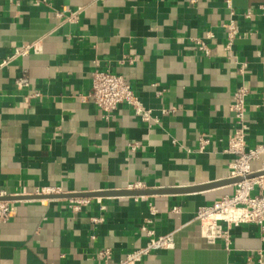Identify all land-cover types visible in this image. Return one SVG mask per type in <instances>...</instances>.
Here are the masks:
<instances>
[{
  "label": "crops",
  "instance_id": "0c3cea01",
  "mask_svg": "<svg viewBox=\"0 0 264 264\" xmlns=\"http://www.w3.org/2000/svg\"><path fill=\"white\" fill-rule=\"evenodd\" d=\"M96 69L122 74L148 117L120 104L106 118L86 98ZM240 86L250 148L264 142V0H0V197H15L0 264H119L169 232L172 248L136 264H261L264 229L233 227L227 249L195 216L234 192L225 149ZM40 188L68 195L19 197ZM130 189L154 193L69 205Z\"/></svg>",
  "mask_w": 264,
  "mask_h": 264
},
{
  "label": "built area",
  "instance_id": "2783aa9c",
  "mask_svg": "<svg viewBox=\"0 0 264 264\" xmlns=\"http://www.w3.org/2000/svg\"><path fill=\"white\" fill-rule=\"evenodd\" d=\"M229 2V0H228ZM62 13H59L61 15ZM228 30L229 39H233L238 30L233 24L225 25ZM201 48L207 49L201 42ZM32 48L38 50L37 43L25 44L16 49V54L26 55ZM91 91L86 98L92 100L103 112L106 118L112 116L113 112L120 104L131 105L137 114L147 118L149 111L145 110L131 84L122 74L114 73L110 70L96 69L93 71ZM28 79L21 77L19 85H27ZM248 89L240 86L233 94L231 108L234 114L236 126L228 135L225 151L234 157L230 162V175L233 178L240 177L241 180L235 183L234 192L230 195H223L215 200L211 205L200 206L196 211V219L200 223L201 235L209 243L223 240L225 247L230 248L232 241L231 229L243 224H256L264 229V175L253 176V173L264 171V142L248 148L246 142L248 124L245 118L246 96ZM208 142L207 138H201V144ZM136 145H133V149ZM260 161V167L254 171L252 162ZM257 188V193L252 191ZM54 188H40L34 194L54 193ZM23 192L17 195H24ZM90 202L89 197L72 198L69 201L70 207L77 211L83 205ZM177 208H174L176 210ZM12 216L11 203L8 200H0V223L7 222ZM100 221L102 218H93ZM147 230L146 226H143ZM149 234L153 231L147 230ZM174 245V234L169 232L157 237L152 236L145 246L133 250L126 255V258L119 264H136L148 255L151 251L170 249ZM109 249L98 252L99 257L109 258ZM263 256L260 262L263 264Z\"/></svg>",
  "mask_w": 264,
  "mask_h": 264
},
{
  "label": "water",
  "instance_id": "95a60500",
  "mask_svg": "<svg viewBox=\"0 0 264 264\" xmlns=\"http://www.w3.org/2000/svg\"><path fill=\"white\" fill-rule=\"evenodd\" d=\"M259 175H264V171L258 172V173H253L251 175V177L259 176ZM240 180H241V178L237 177V178L233 179V182L236 183ZM152 193H154V192L146 191V190L130 189V190H120V191H113V192H92V193H87V194H75L74 196L75 197L76 196L88 197V196H115V195H146V194H152ZM67 195H55V194L45 195V194H41V195H34V196H19V197L20 198H26V197L27 198H44V197H60V196H67ZM71 196H73V195H71ZM12 199H15V197H13V196L0 197V200H12Z\"/></svg>",
  "mask_w": 264,
  "mask_h": 264
}]
</instances>
